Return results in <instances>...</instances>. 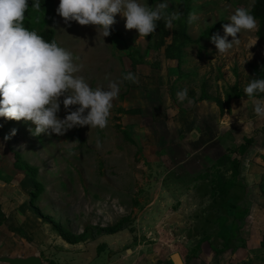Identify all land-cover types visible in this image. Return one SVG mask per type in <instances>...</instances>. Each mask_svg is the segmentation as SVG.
Listing matches in <instances>:
<instances>
[{
	"label": "rangeland",
	"instance_id": "rangeland-1",
	"mask_svg": "<svg viewBox=\"0 0 264 264\" xmlns=\"http://www.w3.org/2000/svg\"><path fill=\"white\" fill-rule=\"evenodd\" d=\"M147 2L154 5L158 1L151 3L147 0ZM178 3V0H171L168 5L169 10L176 11ZM58 4L59 0H52L46 4L42 17H38V22L42 21L44 28L52 29L56 42L73 53L74 62L81 66L78 75H82L92 87H107L110 81L117 80L127 71L136 74L138 81L128 82L127 86L122 84L118 97L113 101L108 124L104 129L89 128L85 125L73 127L61 136L44 133L33 136L28 130L35 127L31 121L0 117L2 162L5 165H12L13 168L15 154H19L21 162H27L37 168L36 179L42 185V192L36 201L39 213L50 216L74 234L82 232L86 226H109L122 217L129 218L132 231L126 229L114 237L108 235L107 243L104 244L99 255L93 256L87 264H108L111 253L113 256L111 264H165L174 252L179 253L184 264H264V253L258 251L257 244L264 235V202L261 203L264 201V178L260 181V193L263 194L261 201L246 198L242 202L244 203L242 206L248 209L245 216L247 222L244 221L248 227L240 231L244 243L237 247L238 250H226L215 255L208 242L204 241L200 245L199 252L191 256L192 243L181 238L182 236L173 241L157 237L153 240L152 235L148 233L153 232L156 235V230L142 228L141 221L138 220L139 212L151 201L150 193L156 187L155 184L147 187L144 181L145 176L150 172L153 150L147 144L150 138H146L144 129L140 128L145 121H148L149 111L144 109L143 117L140 118L129 115L127 110L131 109V104L126 102V99L127 96L154 95V92L151 94L150 89L157 86V83L152 77L144 81L142 76H145V72H160L161 61L164 60L162 58H165L163 50L147 48V39L139 36L136 29H126L125 18L119 13L115 15L116 22L110 26V34L103 37L102 30L94 25H80L75 21L66 24L55 11ZM190 6L193 8L190 13L198 17L191 22L188 20L187 23L186 32L192 39L215 23L220 25L214 34L223 35L224 18L237 8L224 0H192ZM242 33L245 36L239 37V44H234L233 48L224 54L217 53L215 45L209 38L202 40L200 45L189 44L183 51V61L179 67V70L188 75L179 79L173 75L171 82L176 79L174 96L178 91L186 88L187 96L199 97L203 78L206 80V91L212 97L222 98L227 86L236 83L243 92L244 98L246 95L243 89L254 77L250 65L264 66V45L254 40L253 31L242 30ZM227 39L231 40L232 37L228 36ZM131 48L139 51L143 61L134 69L131 68L128 58ZM155 62L160 65L154 66ZM161 71H164V68ZM157 95L156 90L155 96ZM234 98L236 97L231 99ZM75 107L70 106L71 110ZM228 109L229 104L228 108L224 107L225 111ZM65 114L66 111L61 104L57 115L63 118ZM259 125L264 128V119ZM13 128L16 129L15 135H10L5 140V135ZM125 130L129 138L125 136L123 132ZM255 135H257L255 129L248 130L243 140L254 138ZM97 140L100 141L99 148ZM251 145L250 143L247 147ZM26 178L28 181H25V185L32 190L31 179L28 176ZM167 178L168 175L166 180ZM249 184L251 185V181ZM167 204H172V199H169ZM256 204L257 208L254 207ZM201 205L202 209L207 206L205 202ZM188 208H191V205H187ZM180 212L183 214L184 209L181 208ZM48 224L46 223L44 227L41 225L42 233L46 235L47 242L52 244L55 235ZM170 232V236L174 232L177 236L182 230L176 227ZM184 234L186 232L181 235ZM126 237L129 238L123 241ZM53 250L52 254L57 259L62 256L60 251ZM92 251L94 252L95 249ZM45 256V259L49 260L47 257L52 255L45 252ZM65 257L69 260L68 263L80 264L84 261L77 254L72 255L69 252Z\"/></svg>",
	"mask_w": 264,
	"mask_h": 264
},
{
	"label": "crops",
	"instance_id": "crops-1",
	"mask_svg": "<svg viewBox=\"0 0 264 264\" xmlns=\"http://www.w3.org/2000/svg\"><path fill=\"white\" fill-rule=\"evenodd\" d=\"M252 2L253 0H230L227 4L250 7ZM227 18L228 16L224 18L223 24L229 23ZM255 31L256 29L253 31L254 40L262 43L255 36ZM238 36L241 38L245 34L241 31ZM262 45L264 44L262 43ZM162 59L164 60L161 61L160 72H145V76H142L144 81L152 77L157 83V86L150 89L151 94L154 92V95L127 96L126 99V102H130L131 109L138 110V114L128 113L129 115L140 118L143 117L144 109L149 111L148 121H145L140 129H144V136L150 138L147 144L153 150L151 154L153 158L150 159V172L145 176L144 181L148 185L147 187L152 184H155L156 187L150 193L151 201L139 212L138 220L141 221L144 230H156V235L153 232L148 233V235H152L153 240L157 237L173 241L182 236L181 238L189 241L186 235L187 230L193 228L197 223L195 214L200 210L202 203L199 200L200 194L195 190L199 183L197 176L207 168L209 169L222 154L229 155L230 159L239 160V180L245 185V188L244 193L237 192V190H234L233 193L235 195L238 193L244 200L254 198L258 202L261 201L260 198L262 199L263 195L260 193V181L264 178V128L260 127L259 122L264 118H258L253 112V102L257 99L255 97L231 99L229 112L224 110L222 114L211 99L187 96L185 100L178 101L177 96L169 95L172 77L177 74V63L172 59ZM162 68L164 71H161ZM187 75L186 73L184 76ZM156 90L157 96H155ZM180 105L183 107H179ZM161 116H165V118L161 119ZM132 126L136 125L132 124ZM149 129L151 130L150 134ZM253 129L257 135L253 138L252 145L246 147L242 154L229 153L230 146L243 144L245 134L248 133V130L253 131ZM2 159L0 157V257L38 256L41 264H75L68 263L69 260L65 255L69 252L84 259L80 264H87L93 256H98L104 244L107 243L108 235H102L96 239L87 238L71 244L51 229L54 232L55 241L52 244L47 242L41 227V225L44 227L46 223L40 214H36L34 208L29 205L30 189L25 185V181H28L26 174L13 167L14 170L12 165H5ZM167 175L170 177V183L165 182ZM249 181H251V185ZM177 182L179 185H182L183 182L187 189H175L173 184H177ZM169 199H172V204H167ZM263 202L261 201V203ZM205 204L208 206L209 201H206ZM187 205H191V208L187 209ZM254 207L257 208V204ZM181 208L184 209L183 214L180 212ZM204 212L207 215L214 213V210L208 207ZM202 219L200 223L205 225H201V227L210 229L215 226L209 219L205 217ZM244 221L247 222V218L244 217L239 229V234L243 239L241 232L248 227ZM176 227L182 232L177 236L174 232L170 236V231ZM184 232L186 234L181 235ZM116 234L119 232L110 234V236L114 237ZM129 237L124 238L123 241ZM152 244L156 245L157 243ZM257 244L259 246V241ZM53 246L55 248H52ZM53 249L60 251L62 256L57 259L52 254ZM93 249H95L94 252ZM109 251L111 253V250ZM45 252L52 255L47 257L49 260L45 259ZM111 254L108 257V264H111L110 261L113 259ZM0 264L8 263L0 261Z\"/></svg>",
	"mask_w": 264,
	"mask_h": 264
},
{
	"label": "clouds",
	"instance_id": "clouds-1",
	"mask_svg": "<svg viewBox=\"0 0 264 264\" xmlns=\"http://www.w3.org/2000/svg\"><path fill=\"white\" fill-rule=\"evenodd\" d=\"M170 2L158 0L150 5L147 0H59L55 11L66 24L75 21L96 26L103 37L110 34V26L119 13L125 18L126 29H136L139 36L146 37L155 32L157 22L163 21L166 28H171L179 19L177 11L169 10ZM40 7V0H32L33 10ZM28 8V0H0V117L31 121L35 127L28 130L33 136H61L73 127L85 125L104 129L122 84L136 83L137 75L127 71L107 87L90 86L78 75L81 66L74 62L69 49L55 40H45L35 29L25 26L24 13ZM196 19L194 13L189 14V22ZM227 19L229 23L222 24L224 34L209 37L218 54L239 44L237 34L242 30L257 28L250 7L235 8ZM228 36L232 39L228 40ZM243 91L249 98L264 94V78H251ZM187 93L186 88L178 91L177 100H185ZM61 104L66 111L63 118L57 115ZM70 106L76 107L71 110ZM253 112L264 118V100H254ZM15 132L11 129L4 139Z\"/></svg>",
	"mask_w": 264,
	"mask_h": 264
},
{
	"label": "trees",
	"instance_id": "trees-1",
	"mask_svg": "<svg viewBox=\"0 0 264 264\" xmlns=\"http://www.w3.org/2000/svg\"><path fill=\"white\" fill-rule=\"evenodd\" d=\"M51 1L52 0H40V9L33 10L31 8L32 0H28L29 8L26 9L24 13L25 26L29 29H35L38 34H40L45 40L49 41L55 40L54 32L50 28H44L43 22H38V17H42L41 14L45 5L49 4ZM149 1L154 3L158 0ZM178 1L179 3L176 11L179 14V19L173 22V26L171 28H166L163 21L157 22L155 32L145 37L148 41L147 48L151 47L158 51L162 48L163 56L166 59L176 60V79L186 75L179 70L180 64L183 61L182 58L184 55V49L191 43L200 45V42L212 36L220 25L219 23H215L214 25L202 30L196 38L192 39L186 32L188 16L193 9L192 6H190L192 0ZM224 1L229 2L230 0ZM250 10L257 21L255 36L264 44V0H253L250 5ZM128 58L130 59L132 69H134L138 63L143 62L142 56L136 48H131L129 50ZM153 65L156 67L159 66L158 62H155ZM250 68L254 74L253 78H264L263 65L251 64ZM176 79L174 81H176ZM174 81L171 83V87L169 88L170 96H174ZM124 84L127 86L128 82H124ZM232 97H243V92L239 89L236 83L232 86H227L224 90L223 98H220L218 96L212 97L207 93L206 80L202 79L198 98L211 99L218 106L220 114L223 113L224 107L228 108V102ZM245 98L249 97L245 96ZM255 98L264 99V94H258ZM127 113H138V110L129 109L127 110ZM161 117V119L165 118V116ZM123 132L127 137V131L125 130ZM252 140L253 138L250 137L245 139L244 143L239 146L231 145L228 150L229 153L237 152V154H242ZM15 157L16 160L15 164L13 163V167L23 171L31 179L33 189L29 190V205L34 208V212L36 214H40L36 207V201L42 192V185L36 179L37 168L27 162H21L19 160V154H15ZM166 177L165 182L170 183V177L168 176L167 180ZM197 179H199V183L196 185L195 190L200 194L199 200H201V202L209 201V205L203 207V209L200 207V210L195 214V221L197 223L193 226V228H189L187 231V238L192 243L190 255H196L200 250V245L204 241L208 242L211 251H213L215 255H218L226 250H235L238 246L243 245L244 243L242 240L243 238L239 234V229L241 228V223L248 212V209L242 206L244 205V203H242L244 202L243 197L241 198L238 193L237 195L233 193L234 190L244 193L245 188V185L239 180V160L235 158L230 159L229 155L222 154L215 160V163L209 167V169L207 168V170L199 174ZM173 186L178 190L187 189L183 182L182 185H179V182H177V184H173ZM208 207L212 208L214 213L205 215L204 211ZM41 217L45 223L50 224L52 230L59 237L71 244L83 241L87 238L96 239L102 235H110L126 229L132 231L128 217H122L115 224L109 226H86L83 228L82 232L77 234L68 231L50 216L41 215ZM203 217L209 219L212 222V225L214 224L215 226L210 229L201 227V225H205L204 223H200L203 220ZM259 250L264 253V235L259 242L258 251ZM165 264H172V262L171 260H167Z\"/></svg>",
	"mask_w": 264,
	"mask_h": 264
},
{
	"label": "water",
	"instance_id": "water-1",
	"mask_svg": "<svg viewBox=\"0 0 264 264\" xmlns=\"http://www.w3.org/2000/svg\"><path fill=\"white\" fill-rule=\"evenodd\" d=\"M170 260L173 264H184L181 256L178 252H174L170 255ZM1 262H6L8 264H41V260L38 256H28V257H0Z\"/></svg>",
	"mask_w": 264,
	"mask_h": 264
}]
</instances>
